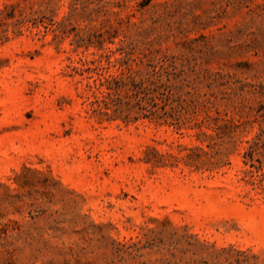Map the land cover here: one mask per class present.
Wrapping results in <instances>:
<instances>
[{"label":"rangeland","instance_id":"374dc122","mask_svg":"<svg viewBox=\"0 0 264 264\" xmlns=\"http://www.w3.org/2000/svg\"><path fill=\"white\" fill-rule=\"evenodd\" d=\"M145 1L0 0V264H264V0Z\"/></svg>","mask_w":264,"mask_h":264},{"label":"trees","instance_id":"16d2710c","mask_svg":"<svg viewBox=\"0 0 264 264\" xmlns=\"http://www.w3.org/2000/svg\"><path fill=\"white\" fill-rule=\"evenodd\" d=\"M149 1L146 0L141 6ZM155 75L156 71H136L99 78L98 87L103 86L104 90L92 94L90 105L93 114L101 119H120L125 123L141 118L167 122L170 115L164 110V106L167 104L168 90ZM159 101L163 104L160 105ZM253 145L254 143L250 144L243 154L250 161L253 159ZM250 164L253 166V163Z\"/></svg>","mask_w":264,"mask_h":264}]
</instances>
